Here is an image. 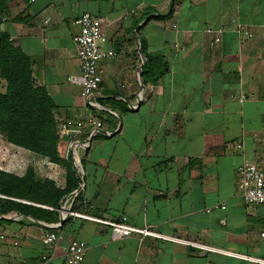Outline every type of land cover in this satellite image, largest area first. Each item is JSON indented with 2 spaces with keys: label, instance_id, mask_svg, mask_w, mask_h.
I'll return each instance as SVG.
<instances>
[{
  "label": "crops",
  "instance_id": "crops-1",
  "mask_svg": "<svg viewBox=\"0 0 264 264\" xmlns=\"http://www.w3.org/2000/svg\"><path fill=\"white\" fill-rule=\"evenodd\" d=\"M0 3V28L29 57L33 85L53 100L57 124L102 123L98 130L86 123L67 155L62 136L79 182L57 207L0 194L57 213L50 222L0 214V264H67L74 239L87 244L79 264H262L243 256L264 257V205L243 201L235 169L247 160L264 172V0ZM82 12L102 19L109 53L98 63L100 88L88 97L73 81L80 74L74 20ZM20 148L0 152V170L18 176L19 166H31L39 179L65 186L62 166ZM69 209L110 221L125 216L212 249L154 235L113 238L109 225ZM48 231L57 236L51 249L41 242Z\"/></svg>",
  "mask_w": 264,
  "mask_h": 264
},
{
  "label": "trees",
  "instance_id": "trees-1",
  "mask_svg": "<svg viewBox=\"0 0 264 264\" xmlns=\"http://www.w3.org/2000/svg\"><path fill=\"white\" fill-rule=\"evenodd\" d=\"M4 12L5 5L0 3L1 17ZM0 79V135L9 143L62 164L66 175L65 186L58 188L51 181L39 179L30 167L23 176L0 170V194L57 207L58 200L78 186L77 171L69 155L66 159L59 155V141L63 137L54 119L53 100L43 87L33 85L29 57L1 28ZM11 211L46 222L55 220L57 214L41 206L0 197V214Z\"/></svg>",
  "mask_w": 264,
  "mask_h": 264
},
{
  "label": "built area",
  "instance_id": "built-area-1",
  "mask_svg": "<svg viewBox=\"0 0 264 264\" xmlns=\"http://www.w3.org/2000/svg\"><path fill=\"white\" fill-rule=\"evenodd\" d=\"M74 22L79 26V31L75 35L74 41L76 45V54L80 61V74L73 81H75L80 86V95L82 97H88L100 88L101 77L100 71L98 70V63L106 56H109V53L102 48V44L106 42L107 36L102 27V19L89 12H82L75 18ZM206 30L210 33L213 32V30L210 28H207ZM244 33L247 37H251L252 35V33L248 30L244 31ZM219 34L220 30L215 31L213 39L214 42L220 40ZM86 123L92 124L95 130H98L102 124L100 120L93 118H88L84 122L80 120L65 119L59 123L58 127L60 135L67 137L69 142L66 153H68V148L71 144L70 140L72 137L81 132ZM226 146L228 148L234 149L241 147L242 144L239 142H231ZM235 173L237 177L236 187L243 201L246 204L251 205H264V172H262L255 164L247 160H243L236 166ZM41 206L52 209L51 206ZM221 207H224V203H221ZM66 213L69 216L83 217L109 225L113 238L136 233L141 235H154L164 239H171L174 241L191 244L201 249H212V247H208L207 245H204L198 241L178 239L176 237L158 234L146 227H136L129 224L125 216H121L118 220L110 221L72 209L67 210ZM4 238L5 235L0 232V241ZM56 239V233L54 231H48L42 235L41 242L46 248L51 249L55 245ZM86 249L87 244L84 240H72L65 252V262L67 264H79L83 260ZM48 257V254H43L41 259L42 261H47ZM243 258L252 262L264 264V257L243 256Z\"/></svg>",
  "mask_w": 264,
  "mask_h": 264
},
{
  "label": "rangeland",
  "instance_id": "rangeland-1",
  "mask_svg": "<svg viewBox=\"0 0 264 264\" xmlns=\"http://www.w3.org/2000/svg\"><path fill=\"white\" fill-rule=\"evenodd\" d=\"M2 87H3V81L0 79V89H2ZM60 143H59V147H58V152H59V155L62 157V158H64V159H66L67 158V153H66V155H65V149H64V140H63V138L59 141ZM67 143V142H66ZM12 144V143H11ZM9 142H7L3 137H2V135H0V152H16V145H14V144H12L11 145ZM17 149H19V150H22L21 148H20V146H17ZM18 150V151H19ZM63 155H64V157H63ZM72 160V159H71ZM50 162H52L53 164H56V165H60V166H62L64 169H65V167L62 165V164H60V163H56V162H53V161H51L50 160ZM72 163H73V161H72ZM73 165H74V167H75V163H73ZM31 168V166H28V167H26V165H21V166H19L18 168L20 169V172H19V174L20 173H22L21 175H18V176H23L27 171H28V168ZM16 199V198H15ZM18 199V198H17Z\"/></svg>",
  "mask_w": 264,
  "mask_h": 264
},
{
  "label": "water",
  "instance_id": "water-1",
  "mask_svg": "<svg viewBox=\"0 0 264 264\" xmlns=\"http://www.w3.org/2000/svg\"><path fill=\"white\" fill-rule=\"evenodd\" d=\"M2 17L0 16V19H1Z\"/></svg>",
  "mask_w": 264,
  "mask_h": 264
}]
</instances>
